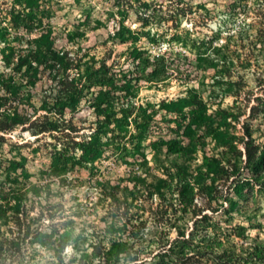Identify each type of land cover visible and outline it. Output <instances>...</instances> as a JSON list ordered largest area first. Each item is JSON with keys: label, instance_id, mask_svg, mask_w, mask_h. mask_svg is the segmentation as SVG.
Returning <instances> with one entry per match:
<instances>
[{"label": "trees", "instance_id": "1", "mask_svg": "<svg viewBox=\"0 0 264 264\" xmlns=\"http://www.w3.org/2000/svg\"><path fill=\"white\" fill-rule=\"evenodd\" d=\"M12 1L5 11L0 9V21L8 15L10 25L24 29L27 35L10 38V25L1 26L0 22V264H120L119 253L126 250V244L120 240L115 242L111 239L109 249L100 240L93 243L89 254L75 241L74 249L80 252V257L74 255L65 259L63 249L70 240L69 230L59 233L55 227L39 229L41 216L51 219L56 216L54 207L41 208L39 214H31L40 194L34 185L30 190L24 189L21 162L3 149L8 141L6 134L17 127L24 135H52L57 140L55 164L59 161L67 163L74 158L76 162L91 161L94 165L104 153L120 151V158L130 166L128 182L133 183L130 189L132 197L137 200L141 190L148 193L150 200L155 194L158 196L157 204L150 202V217L158 226L154 230L145 231L148 220L144 216L145 208L139 207L140 214L136 212L135 220L139 219V222L135 224L133 235L141 242L146 239L145 232L150 237L148 245L128 258L131 264H246L260 259L264 255L261 243L237 250L234 243L230 240L227 243L220 237L222 226L212 219L211 214L204 212L207 208L217 211L220 207L227 211L224 202L228 195L225 193H233L232 186L241 169L250 170L255 183L263 184L264 149L256 144L250 131L246 132L248 138L243 142V150H239L227 135L215 138L216 152L206 159L205 165L189 160L193 158V152L181 140L167 141L164 147L174 155L171 159L173 170L167 168L166 178L154 176L141 139L150 132L162 131L158 125L162 117L160 104L156 108L148 102L138 101L136 89L141 81H161L174 72L181 73L183 63L168 60L165 51L145 53L143 46L139 48L134 44L128 55L133 57L136 74L132 81L124 80L114 74L116 63L107 64L104 55L99 59L92 53L98 45L97 26L89 23L88 11L73 17L76 22L62 28L52 22L55 18L49 15L46 0ZM115 1L116 13L120 16L118 22L128 19L133 9L136 14L154 9L162 12L166 6L169 17L166 20L175 22L188 12L185 0ZM76 2L79 3L78 0ZM173 3L174 8L171 7ZM253 4L259 22L264 24V0H254ZM251 8L246 0H235L232 12L242 13L245 18ZM150 16L151 12L147 17ZM248 35L247 31L241 34L240 42L244 37L248 39ZM257 42L264 46L263 39ZM217 50L223 51V45H218ZM238 78L233 83L236 88L232 95L235 97L243 95L245 86L242 77ZM258 82L264 84V69L260 71ZM244 97L249 101V92ZM176 100L184 103L182 107L194 108L198 118L191 120L194 122L168 118L166 131L176 135L200 132L198 144L204 150L207 145L205 138L216 119L206 115L204 98L195 89L189 90L188 96ZM256 109V106H251L250 112L254 113ZM220 111L223 119L232 115L228 110ZM22 145L12 142L10 146L18 149ZM78 150L82 156L77 159L75 153ZM243 154L245 158L241 159ZM193 174L199 179L197 185L192 180ZM120 180L101 178L96 183L117 192ZM125 190L129 191L128 185H125ZM29 191L33 193L30 207L24 203ZM116 192L110 196L114 202ZM198 198L200 202H194ZM117 208L122 214L128 213L125 206L118 205ZM238 209L239 213L244 211L241 206ZM73 213L80 214L79 207ZM189 216L193 218L190 226L186 223ZM71 223L73 219L69 218L66 224L70 227ZM171 231L175 234L170 235ZM152 244L155 247H150ZM39 247L53 250L49 259H45ZM95 257L99 260L94 261Z\"/></svg>", "mask_w": 264, "mask_h": 264}, {"label": "rangeland", "instance_id": "2", "mask_svg": "<svg viewBox=\"0 0 264 264\" xmlns=\"http://www.w3.org/2000/svg\"><path fill=\"white\" fill-rule=\"evenodd\" d=\"M78 1L79 3L76 0H46L49 15L55 18L52 22H56L58 27L66 28L71 22H76L73 17L88 11L89 23L97 26L98 45L92 53L99 59L105 56L107 64L116 63L115 75L124 80H133L136 65L128 52L134 44L139 48L143 46L145 53L165 51L168 60L183 63L184 69L181 73L174 72L172 76L161 81H141L136 89L138 101L148 102L151 107L153 105L156 108L160 104L162 117L158 125L162 127V131L150 132L141 139L154 176L166 178L167 168L173 170L171 159L174 155L169 154L164 147L167 141L181 140L187 144L193 152V158L189 160L201 165H205L206 159L216 152L215 138L224 135L229 136L239 150H243L248 130L256 144L264 149V84L258 82L260 71L264 69V46L256 43L257 40H264V24L259 22L256 15L254 0H246L253 9H249L245 18L242 13L233 14L235 0H185L188 12L181 15L180 20L176 22L173 19L166 20V6L162 8L163 13L154 9L136 14L133 9L134 12L130 13L128 19L118 22L120 16L116 13L118 7L115 0ZM12 2L0 0V9L5 11ZM171 7L174 8L175 4H171ZM150 12L152 16L147 17ZM0 22L1 26H9L11 20L6 15ZM8 30L10 38L14 35H27L24 29L13 28L11 25ZM119 30V33L114 34ZM246 31L249 33L248 39L244 37L240 42L239 36L244 35ZM16 43H19V40ZM221 44L223 51L217 50V46ZM237 76L238 79L242 77L245 83L241 97L232 95V90L236 88L233 83ZM193 89L203 96L207 106L206 115L216 119L213 129L205 138L207 145L204 150L198 144V138L202 135L200 132L176 135L165 129L168 126V118L190 122L198 118L194 108L182 107L184 103L176 100L188 96L189 90ZM248 92L249 101L244 99ZM251 106L257 107L254 113L250 112ZM221 109L232 112V115L223 119ZM259 110L260 113H257ZM6 137L8 141L3 145V149L21 162L24 189L30 190L34 185L40 194L31 214H39L41 208L54 207L56 216L53 219L41 216L38 221L39 229L48 230L55 227L59 233L69 230L70 240L63 249L66 260L74 255L80 257V252L74 249L75 241L89 254L93 250L94 242L103 240L106 249L111 247V239L124 242L126 250L119 253L120 264H131L132 261L128 258L148 245L149 234L145 232L146 239L142 242L133 235L136 231L135 224L139 222V219L135 220L136 212L141 211L139 207L145 208L144 216L148 219L145 231L154 230L158 226L150 217V202L155 205L159 198L155 194L150 200L148 193L143 190L139 192L137 200L132 197L130 189L133 188V183L128 182L130 166L120 158V151L104 153L99 160L96 159L94 165L91 161L76 162L74 158L69 159L67 163L59 161L56 165L54 146L57 140L52 135H24L20 127H17L7 133ZM12 142L23 145L13 149L10 146ZM11 148L14 151L11 152ZM75 154L77 159L82 156L80 150ZM244 158L243 154L241 159ZM200 167H197V170ZM253 176L250 170L241 169L232 186L233 193H225L228 195L224 202L227 211L222 207L217 211L208 208L204 210L222 226L220 237L227 240V243L229 240L234 243L237 250L255 243H261L260 247L264 250V182L262 185L255 183ZM101 178H116L117 181L121 178L118 191L101 187L96 183ZM192 180L197 185L199 179L196 175L193 174ZM125 185L129 186V191L125 190ZM114 192L115 202L114 198H111ZM32 194L29 191L24 201L29 207L33 202ZM196 201L199 203L200 199H195L194 202ZM118 205L128 208V213L122 214L123 207L119 210ZM239 206L244 210L241 213ZM77 207L80 214L73 213ZM69 218L73 219L70 227L66 224ZM186 223L190 226L193 218L189 216ZM240 224L242 226H239ZM104 231L109 233L105 235ZM174 234L175 231H171L170 235ZM55 244L57 245V242ZM150 247H155V244ZM39 248L43 251L45 259H49L53 250ZM98 258L95 257L94 261H98ZM246 264H264V255L255 262L248 261Z\"/></svg>", "mask_w": 264, "mask_h": 264}]
</instances>
